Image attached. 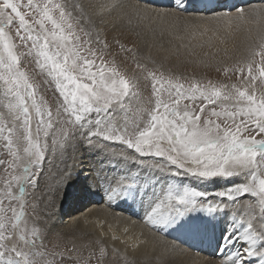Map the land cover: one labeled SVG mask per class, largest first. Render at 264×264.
Wrapping results in <instances>:
<instances>
[{"label": "rangeland", "instance_id": "374dc122", "mask_svg": "<svg viewBox=\"0 0 264 264\" xmlns=\"http://www.w3.org/2000/svg\"><path fill=\"white\" fill-rule=\"evenodd\" d=\"M107 1L0 0V264H116L36 217L55 134L152 160L128 166L167 169L183 200L264 198V8L182 20Z\"/></svg>", "mask_w": 264, "mask_h": 264}, {"label": "bare ground", "instance_id": "6f19581e", "mask_svg": "<svg viewBox=\"0 0 264 264\" xmlns=\"http://www.w3.org/2000/svg\"><path fill=\"white\" fill-rule=\"evenodd\" d=\"M125 1H132L136 5L134 10L145 13V17L158 13L182 20H201L207 16L203 13L221 8L222 14L231 15L248 9L252 3L258 11L264 8V0H119L120 7H126L129 12L133 7L124 4ZM104 7L107 5L103 3L94 7L97 15L102 12L103 20ZM156 52L153 47L149 50V53ZM69 137L62 145L58 134L53 137L54 151L38 185L41 193L38 198L41 196L42 200L36 217L40 216L41 223L49 229L47 232L58 231L65 241L77 246L98 244L116 264H264V198L261 195H246L236 202L223 200L216 194L217 197L183 200L174 194L171 185L178 180L165 174L169 173L167 169L154 165L141 174L132 169L151 164L152 160L130 156L127 152L117 155L109 148L101 149L106 156L100 158L102 155L97 152L84 151V135ZM123 158L131 162L122 165ZM87 161L94 165L87 167ZM238 173L244 174L240 169ZM217 182L212 185H218ZM193 184L197 190H205L202 183ZM242 184L248 186V182ZM158 209L161 215L155 214Z\"/></svg>", "mask_w": 264, "mask_h": 264}]
</instances>
